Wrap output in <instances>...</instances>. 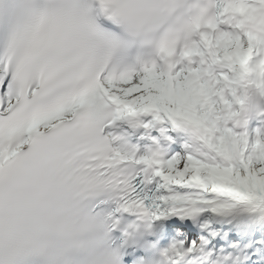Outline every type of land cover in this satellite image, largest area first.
<instances>
[{
	"label": "snow or ice",
	"instance_id": "obj_1",
	"mask_svg": "<svg viewBox=\"0 0 264 264\" xmlns=\"http://www.w3.org/2000/svg\"><path fill=\"white\" fill-rule=\"evenodd\" d=\"M0 264H264V0H0Z\"/></svg>",
	"mask_w": 264,
	"mask_h": 264
}]
</instances>
